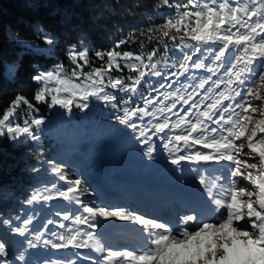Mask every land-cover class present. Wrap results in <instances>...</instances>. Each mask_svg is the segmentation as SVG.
I'll list each match as a JSON object with an SVG mask.
<instances>
[{
    "label": "snow or ice",
    "instance_id": "6c2138e0",
    "mask_svg": "<svg viewBox=\"0 0 264 264\" xmlns=\"http://www.w3.org/2000/svg\"><path fill=\"white\" fill-rule=\"evenodd\" d=\"M162 6L175 8L176 14L140 33L148 42L162 43V53L155 47L147 56L121 52L118 49L130 42L121 39L114 48L95 53L105 63L89 74L83 69L90 63L91 49L69 44L66 53L75 65L71 76L77 80L82 76L88 82L86 86L76 84L82 91L69 93L63 85L72 81L65 79L63 64L50 71L35 68L32 80L42 85L33 97L35 103L17 95L0 118V137L39 143L45 120L36 115V105L59 106L70 113L73 105L83 111L92 99L102 101L113 110L115 119L146 146L144 155L149 159L157 150L155 137L168 152L172 165H192L207 200L202 194L190 212L151 218L108 209L95 201L89 205L81 199V181L72 183L68 172L48 160L52 173L68 182L64 190H57V196L82 209L79 215L57 212L61 221L96 229L100 217L140 226V251L107 250L93 264H112L116 258L129 264H264V0H160L156 7ZM36 37L38 43L33 47L39 51L49 52L57 44V37L43 29L37 30ZM12 39L24 42L19 37ZM167 41L173 42L179 58L169 55ZM39 43L47 47L39 48ZM157 56L164 61L162 68L160 60L154 59ZM125 69L131 73L127 77L113 75ZM201 71L207 75L199 76ZM154 77L158 79L154 81ZM144 87L146 92L141 90ZM22 106L28 111L19 123ZM209 162L220 165L211 180L201 174L200 168ZM40 199L49 201L53 197L33 194L27 203ZM31 222V218L26 219L23 226L11 231L25 236ZM53 224L67 228L52 219L44 227ZM43 236V232H37L33 239H27L28 247L37 248ZM50 236L43 239V244L51 249L106 251L95 242L94 231H50ZM80 255L77 251L76 256ZM7 257L6 245L0 242V264H15ZM19 259L23 260V255ZM46 264H78V260L48 259Z\"/></svg>",
    "mask_w": 264,
    "mask_h": 264
},
{
    "label": "rangeland",
    "instance_id": "374dc122",
    "mask_svg": "<svg viewBox=\"0 0 264 264\" xmlns=\"http://www.w3.org/2000/svg\"><path fill=\"white\" fill-rule=\"evenodd\" d=\"M18 37L20 40L24 41L23 43L17 41L19 44L31 50L42 52L39 51L37 47H33L37 45L38 41L28 40L21 36ZM45 47L47 46L43 45V43H39V48ZM42 53L47 54L49 52ZM205 54L211 55V53ZM155 60H160V66L163 65L161 59ZM80 63L83 64V61H80ZM56 65L58 64L51 65L41 70L50 71ZM14 67L15 61H5L3 66L4 75L11 76ZM74 67L75 65L70 69L64 67L65 79L72 81V83L63 85V87L68 88L69 93L82 91V88H76V84L86 86L88 83L84 81L82 76L79 80L71 76V70ZM94 68L91 70L83 69V71L90 74ZM113 75H123L127 77L130 74L114 72ZM198 75L205 76L207 73L201 71ZM152 79L155 81L158 78L154 77ZM39 87H42V85H39ZM141 90L146 92L147 88L144 87ZM63 95H67V93H63ZM38 108L39 112L36 113V115L43 117L45 120V124L41 129V138L42 136L50 137L56 141L58 150L70 155L68 159L72 161V167L60 165L58 162H56V164L60 166L63 171L68 172L69 176L72 178V183H74L75 179L81 181V192L83 193L81 199L84 203L91 205L92 202L95 201L96 205L107 207L108 209H122L127 211L124 205H130V202L123 200L115 201V197H108L109 193L107 192L116 190V188L125 192L126 188L130 186V190L134 189L132 192L138 195L140 200L145 202L151 198H161V195L170 196V194L165 191L177 194L183 193L185 196L189 194L201 197L203 194L204 200H207V195L204 194V190L199 185V180L196 178L197 173L192 171V165L187 162H182L179 167L172 165L170 163L171 157H169L168 152L160 147L161 141L155 137L153 138V142L157 145V150L153 153V158L149 159L144 155V152L147 150L146 146L136 139L135 134H133L130 129H127L115 119L113 110L102 101L92 99L89 108L83 111L73 105L70 113L59 106L49 108L45 105V113L40 110V107ZM6 109L7 108H5L4 111ZM27 111L28 109L26 106L20 108L17 122H23ZM2 115L3 112L0 114V118H2ZM63 157H65V155L61 153L59 158ZM226 163L227 162H224L225 165ZM51 167L50 165V168ZM219 167L220 165L215 164V162L202 164L200 166L201 174L204 175L206 179L211 180L213 176L218 174L217 169ZM181 168L183 171H181ZM112 169H117V171L113 172L111 171ZM55 178L57 180L55 185H58L56 188L52 189V187L44 186L41 189H37L34 193L39 194L41 197L52 196L53 199L49 201L43 199L34 201L31 203L32 208L27 209L25 214L21 215L23 219L27 216L32 217V222L28 225V231L25 236H21L11 230H5L4 226H6V224L0 221V242L5 243L6 250L9 252V257L7 258L10 261H15V264H46L48 259L69 257L77 259L78 264H93V260L98 258L94 251L90 249L55 250L51 249L50 246H45L43 244V239L52 238L50 236V231L66 233L69 229H75L81 232L94 231L95 242L97 243L101 240L108 245L110 237H115L111 235L115 230L116 232H120L123 227H140L132 222L122 224L121 221H116L114 219L104 220L100 217L97 218L96 222L99 227L96 229H89L86 225L75 224L71 220L61 221V217L56 216V211L61 214L70 212L71 214L79 215L82 214V209H79V206L75 203H70L57 196V190H64L68 186V182L60 181L56 176ZM97 186L103 187V190L100 191L98 188L97 195H95ZM132 208L134 207L132 206ZM128 211H130V209ZM84 215H86V213ZM48 219L63 222L67 225V228L61 229L56 224L49 225L48 228H45L44 225L47 223ZM15 224H17V226H23V223L18 224V222H15ZM37 232L44 233L43 239L38 242L37 248H29L27 239H33ZM138 234H140V231L137 235ZM12 237L21 243L18 251H15V248L13 249L10 245ZM112 241L113 240H111V242ZM77 251L81 254L80 257L76 256ZM21 255L24 257L23 260L19 259ZM83 257H92L93 259L86 260ZM114 261H112V264H114ZM115 262L116 264H127L122 260H117Z\"/></svg>",
    "mask_w": 264,
    "mask_h": 264
},
{
    "label": "trees",
    "instance_id": "16d2710c",
    "mask_svg": "<svg viewBox=\"0 0 264 264\" xmlns=\"http://www.w3.org/2000/svg\"><path fill=\"white\" fill-rule=\"evenodd\" d=\"M174 2L187 3V0ZM159 3L160 0H0V114L17 95L35 103L33 97L39 87L32 80L35 68L46 69L55 64H63L67 69L74 66L66 53L69 44L91 49L90 63L84 65V70L103 66L105 61L99 60L95 53L106 52L125 38L130 42L118 49L121 52L132 51L147 56L155 47L162 53V43L157 44L155 40L148 42L146 36H140L149 27L159 25L176 14L175 8L156 7ZM38 29L57 37L56 46L47 54L31 50L12 39L21 36L38 41ZM167 42L169 55L173 59L179 58L180 53L173 42ZM5 61H15L11 76L3 73ZM124 73L131 74L127 69ZM45 105H37L43 113ZM61 153L65 157L59 158ZM69 157L58 150L56 141L48 136H42L39 143L0 137V221H10L4 226L5 230L15 228V222L19 224L32 218L27 216L23 219L21 215L32 208L27 201L37 189L58 186L47 161L72 167ZM10 245L18 251L21 243L12 237Z\"/></svg>",
    "mask_w": 264,
    "mask_h": 264
},
{
    "label": "bare ground",
    "instance_id": "6f19581e",
    "mask_svg": "<svg viewBox=\"0 0 264 264\" xmlns=\"http://www.w3.org/2000/svg\"><path fill=\"white\" fill-rule=\"evenodd\" d=\"M96 188H97V190H96L95 195H97L98 188L100 189V191L103 190V187H101V186H97ZM130 188H131V186L129 188L127 187L125 192H122L117 188H116V190H111V192H107V193H109L108 197H110V198L115 197V199H116L115 201L123 200V201L130 202V205H127V204H126V206L124 205V207L127 208V211L129 209H131L133 206L134 207V208H132L134 211L133 213H135V214L139 213L138 215H142L144 217H148V218H151V217H171L168 215V213H166V211H165V213L159 212L154 206L146 205V204H143V205L137 204L136 202L139 201L140 198H138L139 196L136 195L134 192H132V190H134V189L130 190ZM165 192H170V191H165ZM153 194H155V193H153ZM170 194L172 196H175L176 198L185 199L186 202H185L184 206L186 208H189V209L196 207L197 204L200 202V197H198L197 195L192 196V195L186 194V196H185L183 193L177 194V193H172V192H170ZM161 197H162V195H161ZM176 198H175V200H177ZM135 204H136V206H135ZM181 210H183V209H181ZM145 213H147V214H145ZM126 224H128V223H126ZM139 229H140V227H123L120 232H116V230H115L114 233L111 234L112 236H115V237H112V238L110 237V242H109L110 244L108 243V246H109L108 250H119V251L135 250V251H140L141 246H142V239H141L140 234L137 235V233L139 232ZM131 237L135 240L136 239L140 240V242H141L140 248H135L132 246V239H130ZM111 240H113V241L111 242ZM101 242H103V241L100 240L99 242H97V244L98 243L101 244ZM95 254L97 257H101L102 255L107 254V250L102 255H101V253H98V252H95ZM117 260H122L123 262L129 264V262L124 260L123 258H116L115 261H117ZM115 261H114V264H116Z\"/></svg>",
    "mask_w": 264,
    "mask_h": 264
}]
</instances>
